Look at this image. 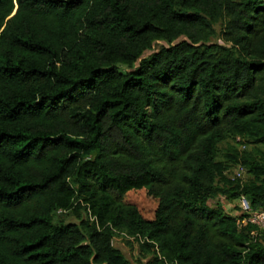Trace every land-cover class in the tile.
<instances>
[{
	"label": "trees",
	"instance_id": "16d2710c",
	"mask_svg": "<svg viewBox=\"0 0 264 264\" xmlns=\"http://www.w3.org/2000/svg\"><path fill=\"white\" fill-rule=\"evenodd\" d=\"M260 147L264 0H0V264H264Z\"/></svg>",
	"mask_w": 264,
	"mask_h": 264
},
{
	"label": "rangeland",
	"instance_id": "374dc122",
	"mask_svg": "<svg viewBox=\"0 0 264 264\" xmlns=\"http://www.w3.org/2000/svg\"><path fill=\"white\" fill-rule=\"evenodd\" d=\"M166 46H168V43H166V42H163V41L155 42L153 44V47H152L153 50L149 51V52H145L143 57L148 56L151 52L158 50L160 47H166ZM136 65L137 64H135L133 67H136ZM117 67L122 72L129 70V68L124 66V65H117ZM257 150H259V152H256L257 157H260L259 154L264 155V147H260ZM235 170L236 169H234L230 172L231 177H234ZM244 178H245V175H244ZM125 201L127 203L134 204L136 207H138L142 211V213L146 219H152L153 211H154L155 206H156V202L153 198L149 197L144 190L133 191V192L128 193ZM238 203H239L238 200L225 203L226 212H230L231 210L234 211L235 206L237 207L239 205ZM67 221L77 222V220L75 218L73 219L71 217L68 218ZM127 242H129L131 244H127ZM112 243H113L114 247L118 248L124 254V256L129 261H131L133 264H145L144 260L143 261L140 260V262H137L138 251H137V245H135V243H136L135 240H128L127 237L120 236V237H115L112 240Z\"/></svg>",
	"mask_w": 264,
	"mask_h": 264
},
{
	"label": "built area",
	"instance_id": "2783aa9c",
	"mask_svg": "<svg viewBox=\"0 0 264 264\" xmlns=\"http://www.w3.org/2000/svg\"><path fill=\"white\" fill-rule=\"evenodd\" d=\"M237 170V171H236ZM235 170L234 177H242L244 175L243 169L239 166ZM216 201H209L207 204L210 207L214 206ZM223 202V201H222ZM239 209L240 211L236 214L237 225L239 228H247L254 226L255 230L252 231V236L258 238L264 236V208L252 211L250 210L248 203L244 198L239 199ZM225 206V205H224ZM226 207V206H225ZM226 209V208H225ZM235 212H233L234 214ZM242 216V218H241ZM128 240H135L134 238L127 237ZM113 244V243H112Z\"/></svg>",
	"mask_w": 264,
	"mask_h": 264
},
{
	"label": "water",
	"instance_id": "95a60500",
	"mask_svg": "<svg viewBox=\"0 0 264 264\" xmlns=\"http://www.w3.org/2000/svg\"><path fill=\"white\" fill-rule=\"evenodd\" d=\"M13 14H14V12H13Z\"/></svg>",
	"mask_w": 264,
	"mask_h": 264
}]
</instances>
